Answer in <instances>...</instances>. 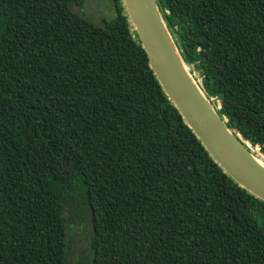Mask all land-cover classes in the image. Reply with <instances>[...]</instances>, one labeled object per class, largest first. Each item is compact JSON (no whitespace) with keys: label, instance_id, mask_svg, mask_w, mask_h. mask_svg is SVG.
<instances>
[{"label":"trees","instance_id":"obj_1","mask_svg":"<svg viewBox=\"0 0 264 264\" xmlns=\"http://www.w3.org/2000/svg\"><path fill=\"white\" fill-rule=\"evenodd\" d=\"M0 0V264H264V201L210 157L164 94L121 0ZM189 72L264 160V0H157Z\"/></svg>","mask_w":264,"mask_h":264},{"label":"water","instance_id":"obj_2","mask_svg":"<svg viewBox=\"0 0 264 264\" xmlns=\"http://www.w3.org/2000/svg\"><path fill=\"white\" fill-rule=\"evenodd\" d=\"M148 64L168 100L212 160L239 186L264 201V167L230 129L189 72L161 16L157 0H121Z\"/></svg>","mask_w":264,"mask_h":264},{"label":"rangeland","instance_id":"obj_3","mask_svg":"<svg viewBox=\"0 0 264 264\" xmlns=\"http://www.w3.org/2000/svg\"><path fill=\"white\" fill-rule=\"evenodd\" d=\"M72 9L97 23L104 16L112 17L114 15V9L110 0H84L81 8L73 5ZM211 102L215 108H218L213 99H211ZM63 216L68 233L65 264H90L92 227L88 212L85 214H71L65 209Z\"/></svg>","mask_w":264,"mask_h":264},{"label":"bare ground","instance_id":"obj_4","mask_svg":"<svg viewBox=\"0 0 264 264\" xmlns=\"http://www.w3.org/2000/svg\"><path fill=\"white\" fill-rule=\"evenodd\" d=\"M252 153H253V152H252ZM253 154H254V153H253ZM255 156H256V155H255ZM256 158H257L258 163L261 164V165L264 167V160H263L262 158L258 157V156H256Z\"/></svg>","mask_w":264,"mask_h":264}]
</instances>
